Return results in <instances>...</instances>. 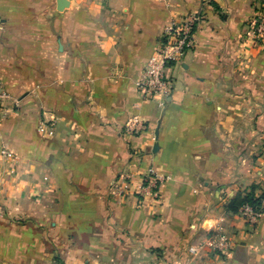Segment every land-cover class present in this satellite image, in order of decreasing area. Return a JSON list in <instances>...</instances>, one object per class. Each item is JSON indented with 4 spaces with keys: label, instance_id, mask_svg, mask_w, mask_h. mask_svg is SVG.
Returning a JSON list of instances; mask_svg holds the SVG:
<instances>
[{
    "label": "crops",
    "instance_id": "crops-1",
    "mask_svg": "<svg viewBox=\"0 0 264 264\" xmlns=\"http://www.w3.org/2000/svg\"><path fill=\"white\" fill-rule=\"evenodd\" d=\"M262 8L0 0V79L18 101L0 123L11 152L0 155V264H264V219L251 228L229 205L264 191V133L253 142L250 120L253 86L264 97V41L250 27ZM197 12L164 108L141 101L136 83L165 29ZM133 117L147 122L141 136L124 131ZM148 165L156 201L138 195Z\"/></svg>",
    "mask_w": 264,
    "mask_h": 264
},
{
    "label": "built area",
    "instance_id": "built-area-1",
    "mask_svg": "<svg viewBox=\"0 0 264 264\" xmlns=\"http://www.w3.org/2000/svg\"><path fill=\"white\" fill-rule=\"evenodd\" d=\"M202 15L200 12L189 13L179 21L165 29L164 35L159 42L155 53L148 59L141 71L140 79L136 83V90L143 102H154L159 109H163L167 98L174 91V80L168 71L175 65H180L184 56L193 48V36ZM255 38L264 39V17L256 26ZM18 105L17 99L9 94L0 79V123L4 121L9 110ZM148 125L145 119L133 117L124 124L126 134L141 136L147 131ZM52 127L41 124L38 132L51 136ZM0 155L10 158L11 152L5 148L0 150ZM161 179L158 177L153 166L148 165L139 176L138 195L141 199H159ZM260 201L257 208L250 205H242L238 210V216L245 225L254 228L257 223L264 219V195H259ZM233 246L228 239L220 237L213 247L220 252H228ZM194 252L193 249H189Z\"/></svg>",
    "mask_w": 264,
    "mask_h": 264
},
{
    "label": "rangeland",
    "instance_id": "rangeland-1",
    "mask_svg": "<svg viewBox=\"0 0 264 264\" xmlns=\"http://www.w3.org/2000/svg\"><path fill=\"white\" fill-rule=\"evenodd\" d=\"M257 15L254 16L252 22L250 23L251 31H252V37L251 40L253 41L254 44H262L263 40H257L255 38V31H256V26L260 23L262 18L264 17V8L261 10H256ZM259 87L253 86L252 89V98H251V105H252V112H251V125H252V131H251V138L253 142L255 141L256 144L260 141L259 139L260 136L264 133V97L259 96V91L260 89H257ZM243 101H240V103H237V106L241 105ZM248 115H245V117ZM244 114L243 113H237V122H243ZM247 121V118L244 119ZM254 144L251 146L253 148L252 153L257 154L259 150H261V147ZM258 146V147H257ZM242 146H240L241 148ZM256 148H259L258 151H256ZM252 154V155H253ZM260 195H264V191ZM259 196V195H258ZM58 262H61V260H58Z\"/></svg>",
    "mask_w": 264,
    "mask_h": 264
},
{
    "label": "trees",
    "instance_id": "trees-1",
    "mask_svg": "<svg viewBox=\"0 0 264 264\" xmlns=\"http://www.w3.org/2000/svg\"><path fill=\"white\" fill-rule=\"evenodd\" d=\"M260 197L255 196L253 190L245 193L242 197H236L230 201V207L235 212H238L239 208L242 205H250L253 208H257L259 206Z\"/></svg>",
    "mask_w": 264,
    "mask_h": 264
}]
</instances>
